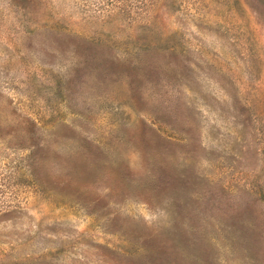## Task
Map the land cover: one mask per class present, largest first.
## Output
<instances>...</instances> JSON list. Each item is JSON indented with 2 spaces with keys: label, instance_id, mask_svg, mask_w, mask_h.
I'll use <instances>...</instances> for the list:
<instances>
[{
  "label": "rangeland",
  "instance_id": "374dc122",
  "mask_svg": "<svg viewBox=\"0 0 264 264\" xmlns=\"http://www.w3.org/2000/svg\"><path fill=\"white\" fill-rule=\"evenodd\" d=\"M148 149L264 212V0H0V264H129L166 219Z\"/></svg>",
  "mask_w": 264,
  "mask_h": 264
},
{
  "label": "trees",
  "instance_id": "16d2710c",
  "mask_svg": "<svg viewBox=\"0 0 264 264\" xmlns=\"http://www.w3.org/2000/svg\"><path fill=\"white\" fill-rule=\"evenodd\" d=\"M69 101L68 97L63 99L64 103ZM129 107L137 115L144 111L152 122H160L165 125L159 124L160 127L169 129L150 108ZM125 126L126 132H130L129 125ZM145 128L142 123V129ZM107 132L112 138L119 130L111 126ZM125 138L128 140V134ZM140 141L146 142L143 132ZM12 143L27 148L23 155L25 169L31 181L39 185L34 164L36 147L22 138ZM91 146L77 144L89 158L93 154L94 145ZM167 168V162L158 159L157 150H147L144 178L136 184L150 199L166 197L163 207L166 219L159 229L146 234L128 229L122 235L129 248L120 252L131 258L129 264H202L204 253L220 254L223 264H264V212L253 208L250 199L256 198L255 193L241 196L221 185L199 187L195 182L197 177L181 171L171 175ZM91 216L97 218L96 214Z\"/></svg>",
  "mask_w": 264,
  "mask_h": 264
}]
</instances>
